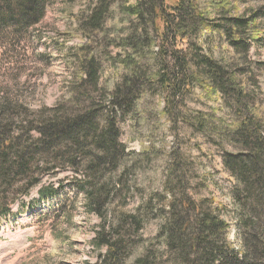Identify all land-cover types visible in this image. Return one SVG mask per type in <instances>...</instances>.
Instances as JSON below:
<instances>
[{
    "label": "rangeland",
    "instance_id": "obj_1",
    "mask_svg": "<svg viewBox=\"0 0 264 264\" xmlns=\"http://www.w3.org/2000/svg\"><path fill=\"white\" fill-rule=\"evenodd\" d=\"M176 1L164 0L167 6ZM125 2L47 0L44 17L30 29L2 28L0 115L4 111L10 134L18 135L29 128L36 115L51 108L73 112L96 101L106 106H97L100 118L108 114L115 118L118 140L126 153H134L119 161L117 168L101 172L103 181L119 178V186H109L112 194L101 211L107 214L106 225H110L104 235L129 243L124 264L144 248L146 254L157 250L155 240L162 216L182 197L210 199L227 221V238L236 247L242 232L233 219L235 180L223 166L222 154L224 150L241 151L242 147L219 130L222 121L235 119V99L221 91L212 96L200 83L188 89L181 84L182 89L176 91L165 82L164 86L160 74L165 69L156 54L160 43L156 31L162 26L154 24V15L143 10V4L138 16L124 12L122 5H136L141 0ZM248 5L255 6L240 2L239 12ZM94 15H99L98 19ZM259 19L264 28V18ZM132 34L139 39L138 48L133 44L123 47L121 42ZM195 34L179 46L182 53L196 48L199 53L212 54L238 77L244 74L240 70L246 64L243 57L264 61V41L249 51L244 47L235 50L216 40L203 43ZM262 36L264 39V33ZM201 44H208L207 50ZM171 59L167 52L169 73H175ZM126 60L135 65L138 74L132 77L135 85L130 91V106L117 109L110 101L130 76ZM189 61L194 69V60ZM84 64L96 70L92 79ZM244 92L248 105L264 109V65L256 66L251 78L245 80ZM142 149L144 154L135 156ZM136 160L140 161L137 165ZM31 174L28 179L38 177L39 182L28 194L22 192L28 179L2 188L8 195L0 204L10 210L0 216V264H98V255L104 254L105 248H96L93 241L102 218L85 210L80 185H87L86 177L81 178L69 166L54 171L41 167ZM45 187L52 188V193L39 194ZM139 240L143 246L137 245ZM162 250L161 263L167 257Z\"/></svg>",
    "mask_w": 264,
    "mask_h": 264
},
{
    "label": "trees",
    "instance_id": "obj_2",
    "mask_svg": "<svg viewBox=\"0 0 264 264\" xmlns=\"http://www.w3.org/2000/svg\"><path fill=\"white\" fill-rule=\"evenodd\" d=\"M240 2L255 6L248 5L240 13ZM140 4L144 5L143 10L154 15V24L162 26L156 31L160 38L156 54L162 59L160 67L165 69L160 74L163 85L165 82L167 87L176 91L182 86L188 89L189 85L200 83L207 86L206 90L212 96L221 91L235 99V119L228 123L222 121L219 130L229 141L242 147L241 151L224 150L222 154L223 166L235 180L231 203L233 219L242 236L236 247L228 240V223L220 209L212 207L210 199L194 201L182 197L162 216L155 240L159 245L157 250L152 249L146 254L144 248L129 264H264V109L244 101L248 96L244 92V82L251 78L256 66L264 65V61L243 57L246 64L240 70L244 74L238 77L235 72L227 71L228 66L221 64L212 54L199 53L195 48L188 52L191 56L188 59V53H182L180 48L196 33L203 43L216 40L235 50L244 47L249 51L256 43L264 41V28L259 19L264 18V0H177L171 6H167L164 0H141L136 5L126 3L122 8L126 14L138 16L142 9ZM46 7L47 0H0V30H28L44 17ZM121 43L123 47L133 44L138 48L139 39L132 34L130 39ZM201 46L205 50L208 48V44ZM167 52L172 57L173 68L177 69L175 73H169L171 67L165 62ZM192 59L194 69L189 67ZM129 61L126 60V68L130 76L121 89L115 90L114 100L110 101L111 107L117 109L130 106V91L135 85L132 77L138 73ZM83 68L92 79L96 72L92 65L84 64ZM99 105L106 108L101 101L89 102L73 112L51 108L46 114L36 115L29 128L18 135L10 134L11 128L3 111L0 115V202L8 195L2 188L28 179L36 169L43 167V171H54L60 167H72L81 178L86 177L88 186L79 184L85 194V210L102 218L93 241L96 248H105V253L98 255V264H124L129 243L104 235L110 225H106L109 221L107 214L101 211L112 194L109 186H119V178L103 181L102 173L117 168L119 161L127 160V156L134 153H126L118 140L115 118L111 114L100 118ZM31 131L34 134L31 135ZM142 154L144 149L135 156ZM138 163L140 161L136 160L135 165ZM38 182V177L28 179L22 192L28 194ZM38 192L51 194L52 188H40ZM9 210L0 204V216ZM131 218L137 226L140 225L135 217ZM141 243L143 246V240L137 245ZM163 248L167 257L161 263Z\"/></svg>",
    "mask_w": 264,
    "mask_h": 264
}]
</instances>
